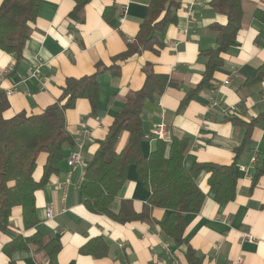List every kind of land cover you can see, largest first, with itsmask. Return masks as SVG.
I'll list each match as a JSON object with an SVG mask.
<instances>
[{
    "label": "crops",
    "instance_id": "obj_1",
    "mask_svg": "<svg viewBox=\"0 0 264 264\" xmlns=\"http://www.w3.org/2000/svg\"><path fill=\"white\" fill-rule=\"evenodd\" d=\"M178 2L177 21L157 33L162 46L155 44L156 50L144 49L126 59L119 56L136 38L147 0H91L76 18L70 15L74 0H42L21 60L16 64L13 54L0 49V72L4 73L0 87L5 91L15 89L8 95L10 106L5 117L21 111L40 113L61 96L68 78L99 71L98 111L93 113L86 98H79L75 107L66 111L67 129L75 139L84 128L91 130L82 151L84 166L68 165L75 145H65L59 171L35 192L37 224L26 228L22 207L15 206L8 227L0 229V264H226L237 259L243 264H264V175L253 184L255 170L264 159V121L249 127L264 113V80L251 82L264 63V0H242V27L223 54V64L211 83L183 106L184 98L202 80L207 61L202 51L218 46L216 32L210 26L226 24L227 17L214 9L213 0ZM125 4L128 14L120 24L118 8ZM108 8L111 10L105 16ZM38 62L43 64L39 76L29 77ZM98 64L103 68L98 69ZM149 73L167 75L173 84L143 105L141 117L147 133L143 153L147 156L156 149L157 140L152 139L151 132L157 124L165 123L171 139L189 140L186 168L201 162H236L233 200L218 201L210 189V173L199 174L197 183L205 200L199 212L185 214L187 227L182 242L161 228L169 214L166 208L149 207L148 219L121 223L90 211L81 191L84 167L96 152L98 141L106 137L129 93L139 90ZM227 79L230 83L223 84ZM214 98L224 106L235 105L236 111L225 116L218 107L210 110ZM128 139L129 133L123 132L117 151ZM245 139L251 141L236 156V148ZM253 156L257 159L254 163ZM46 161L47 154L41 153L33 175L36 181L42 178ZM67 180L64 197L56 185ZM150 195V188L131 165L111 210L117 213L123 200H132L140 213ZM49 208L52 218L47 217ZM35 233L46 241H58V252L50 256L41 243L25 242ZM245 233L255 240L245 239ZM21 239L24 247L17 243ZM95 240L104 242V254L83 251Z\"/></svg>",
    "mask_w": 264,
    "mask_h": 264
},
{
    "label": "trees",
    "instance_id": "obj_2",
    "mask_svg": "<svg viewBox=\"0 0 264 264\" xmlns=\"http://www.w3.org/2000/svg\"><path fill=\"white\" fill-rule=\"evenodd\" d=\"M76 5L71 12L78 17L91 0H74ZM148 6L139 32L128 50L119 58L126 59L144 49H153L158 41L157 33L168 24L177 21L178 0H147ZM42 0H2L0 4V49L13 54L16 64L21 60L23 51L31 37L32 24L37 20ZM214 9L227 17L226 24L214 23L210 26L216 32L218 46L206 49L202 54L207 57L205 71L199 85L191 90L181 106L191 100L202 88L213 80L218 67L223 64V54L236 38L242 27V0H213ZM111 9L108 8L105 16ZM153 31L149 38L150 32ZM98 64V69L103 68ZM104 69H108L104 67ZM115 72L118 68L113 67ZM99 72V71H98ZM98 72L81 78H68L61 96L40 113L29 114L21 111L12 117H5L9 108V96L0 87V229L8 227L12 209L21 206L24 225L32 228L37 224L35 192L44 187L50 177L59 171L65 145H75V138L67 129L66 111L75 107L79 98L90 101L93 113L98 111L99 83ZM264 80V63L256 70L252 83ZM173 82L167 75L147 74L143 86L129 93L124 107L116 114L106 137L98 141V148L84 167L81 191L85 196L86 207L98 214H106L121 223L149 218V207L166 208L167 219L161 223L163 231L177 242L184 240L187 227L186 213L200 211L205 193L197 183L202 171L210 173L209 185L218 201L233 200L236 194V162L222 165L209 162L195 163L186 168L184 158L189 146L186 137H172L170 144L157 140V146L149 155L142 150V142L147 137L141 117L143 105L147 99L161 95ZM264 121V113L255 117L249 124ZM129 133V139L121 151L117 143L123 132ZM251 141L245 139L236 148V153ZM47 154L43 175L40 181L34 178L38 158ZM135 165L139 179L151 190L145 208L136 212L132 200H123L117 213L111 210V204L119 195L127 180L129 167ZM264 175V159L257 166L253 184ZM37 233L25 242L41 243L52 256L60 249L58 241L44 240ZM25 246L21 239L17 242ZM99 247V249L95 247ZM101 247V248H100ZM102 240L89 242L83 251L95 255L105 253Z\"/></svg>",
    "mask_w": 264,
    "mask_h": 264
},
{
    "label": "built area",
    "instance_id": "obj_3",
    "mask_svg": "<svg viewBox=\"0 0 264 264\" xmlns=\"http://www.w3.org/2000/svg\"><path fill=\"white\" fill-rule=\"evenodd\" d=\"M128 9L129 6L127 4L125 5H121L118 8L119 11V22L120 24L123 23L126 20L127 14H128ZM43 64L42 63H36L35 66L33 67V69L29 72V77H38L40 74V70L42 68ZM4 73L0 72V81L3 77ZM230 83V80L227 79L223 82V84L227 85ZM216 86V84H215ZM217 87V86H216ZM15 92L14 88H10L8 89V91H6L7 95H12ZM219 108L220 111L225 115L228 116L230 113L236 111V106L235 105H222V102L219 98H214L211 103L209 104V109L212 110L214 108ZM152 135V139L156 140V139H160L163 140L165 142L170 143L171 142V136L166 128L165 123H159L157 124L154 129L151 132ZM91 137V130H89L88 128H84L81 133H80V137L75 139V149L73 150V152L70 154V156L68 157L67 163L69 166L72 167H76V166H84L85 162H84V158L82 155V151L85 148V144L86 141L89 140ZM256 157L253 156L252 157V162H256ZM241 169L243 170H248V167L245 165H241ZM57 189H60L63 193V196L66 197V193L69 187V180L64 181V182H59L56 185ZM47 217L48 218H52L53 217V211L52 209H48L47 210ZM245 239H249L251 241H254L255 238L250 235L249 233H245L244 234ZM226 264H243L242 259H237L235 261H230Z\"/></svg>",
    "mask_w": 264,
    "mask_h": 264
},
{
    "label": "water",
    "instance_id": "obj_4",
    "mask_svg": "<svg viewBox=\"0 0 264 264\" xmlns=\"http://www.w3.org/2000/svg\"><path fill=\"white\" fill-rule=\"evenodd\" d=\"M152 34H153V31L150 32L149 38L152 36Z\"/></svg>",
    "mask_w": 264,
    "mask_h": 264
}]
</instances>
